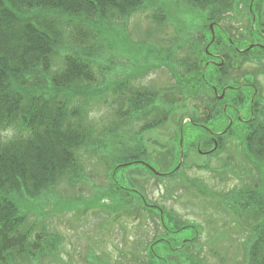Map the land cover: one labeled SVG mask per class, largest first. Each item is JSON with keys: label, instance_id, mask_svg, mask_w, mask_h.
<instances>
[{"label": "trees", "instance_id": "obj_1", "mask_svg": "<svg viewBox=\"0 0 264 264\" xmlns=\"http://www.w3.org/2000/svg\"><path fill=\"white\" fill-rule=\"evenodd\" d=\"M170 1H174L175 8H170ZM243 1L247 2L0 0V264H43L49 259H60L64 239L59 232L51 230L45 223L49 207L54 208L56 205L48 196L58 185L64 183L74 187L85 179L82 176L83 155L97 158L100 163L105 164L110 183V186L106 187L108 191L125 190L110 172L111 169L116 171L120 167L137 164L136 161L148 162L153 159L149 147L142 141L137 140V144L131 146L128 140L124 139L125 132H120L121 124L117 122L120 119H124L121 120L122 124H128L129 121L141 123L154 117L156 126L161 128L171 121L172 116L175 119L178 117L180 122L176 119L175 129L172 128L171 133L174 136L179 134L173 138V145L166 152L171 158H177L181 136L184 137L188 129H193L194 124L204 122L208 118L212 120L229 116L230 107L224 110L219 106H207L204 113L208 116L202 120L201 115L185 114L183 110L186 106L172 104L173 100L170 103L162 102L164 98L159 91L134 86L131 79L136 78L138 73L129 72L120 81L109 79L108 76L111 77L114 59L128 61L130 55H137V52L144 48L143 44L149 41L151 46L147 49L148 54L143 59L144 64L140 71H144L148 66L147 59L154 58L153 65L163 66L170 72L177 85V94L183 95L184 98L191 95L198 97L199 92L195 90L198 84L197 89L200 85L209 90L213 100L219 101L220 98L214 97L213 92L221 86V78L218 75L221 72L224 75L231 73L239 75L241 81L247 80L251 75L242 70L246 69L248 64L261 66L258 72L264 76V45H254L252 49L241 53L238 50L247 47L254 42V38H259V35L264 33V9L259 13L254 10L255 7L261 6L260 2L251 3L253 10L248 12L250 26L247 31L250 34L248 38L244 35L240 44L235 43L232 31H226L224 28L220 30L223 35L218 46L222 44L220 58L225 61L224 66L218 67L215 63H208L207 59H213L210 50L205 51L197 43L206 44L205 33L209 32V25L215 21L220 24V21L232 15ZM147 8L154 9V21L160 26L173 22V19H169L177 13L181 20L173 22L176 26V36L164 39L159 35L156 38L154 32L152 35L150 32L149 37L147 35V39H141L142 42L139 43L132 41L127 33L129 38L122 37L120 30L125 26L124 22ZM163 11L166 14H163ZM254 17H257V23L261 24L258 30L251 23ZM230 20L233 21L232 18ZM119 41L123 46L115 49L114 46ZM212 44L211 47L217 46V43ZM180 53L184 55L178 57ZM105 57L106 62L100 63L99 60ZM237 57L240 60H235ZM97 71L107 75L106 79L100 80ZM197 73L199 76H196ZM235 80L237 81V78ZM235 80H229L231 85L228 86L236 85ZM109 92L113 94L112 98ZM226 96L221 100L223 106L226 104ZM100 99L105 106L115 107L117 117L119 116L118 120L110 121L109 124L107 122L103 128H99L96 121L90 118L91 106L96 101L100 102ZM185 115H191L188 125L183 122ZM148 124L144 127H150ZM247 124L248 127L241 133L229 129L223 135L215 134L219 147L210 156L221 161L224 145L237 143L248 166L251 167H244L245 171L242 170L245 175H252L249 182L251 185L242 190L236 188L219 195L212 190L210 192L214 195V201L218 202L215 206L225 215L236 220L234 222L239 226H243L244 221L242 229L249 232L247 264H264V104L256 107ZM99 133H102L101 137L104 138L97 140ZM213 143L211 140L204 141L203 147ZM167 147L163 146L165 149ZM128 163L130 164L123 166ZM191 164L185 169L176 167L173 170L163 166L162 173L171 170L170 174L163 177L171 180L184 179L187 177L184 172L191 170ZM199 165L201 167L197 168L198 170H210L209 166ZM146 170L147 175L153 174L151 176L156 177L148 168ZM138 174L141 176L142 173L138 170L132 172L133 177ZM185 180L193 184V178ZM134 183L136 184L135 180ZM94 189L98 195L111 197L103 194L105 191H101L102 188ZM127 191L125 195H120L122 203L125 202L123 206H127L126 209L129 210L133 209L132 206L140 207V211L146 214L148 225L155 230L154 237L159 239L169 233V229L176 231L173 233L177 236L179 227L171 213H166L161 207H147L146 203L150 202L144 195L139 196V201L135 202L130 199V193ZM106 200L103 210L107 213L118 212V209L124 208L119 206L121 204L112 206L113 203ZM132 202L137 204H130ZM67 208L73 210L75 206ZM154 237L152 236L151 240ZM170 241L175 247L178 238L174 236ZM146 248L144 257L146 254L148 264H158L155 251H147ZM175 251V254L180 252ZM192 258L194 260L195 256ZM144 259L136 260L135 264L146 263ZM174 259L172 264H176ZM90 262L113 264L107 263L96 254L92 255Z\"/></svg>", "mask_w": 264, "mask_h": 264}, {"label": "rangeland", "instance_id": "obj_2", "mask_svg": "<svg viewBox=\"0 0 264 264\" xmlns=\"http://www.w3.org/2000/svg\"><path fill=\"white\" fill-rule=\"evenodd\" d=\"M255 1L260 2L261 6L254 8L255 13H259L260 10L264 9V0H247L248 3L243 1L240 7L236 8L237 11L234 10L233 13H231L232 15L226 16V19L224 18L225 20H221L220 24L215 21L209 25V32L205 33V40L207 43L197 42L205 51L208 52L210 50L209 52L213 56V59H207L208 63L215 62V66L218 67L224 66L225 64V61L220 58L222 57L220 53L222 44L220 43L218 46L219 40H222L221 36L223 35L220 33L221 29L224 28L226 31H232L234 39L236 40L235 43L237 44L241 43L244 35L248 38L250 34L247 32L250 26L248 12L253 10L251 3ZM169 6L170 8H175L174 1H170ZM153 12L154 9L147 8L146 11L134 15L127 22H124L125 26H122V31L120 30L123 35L122 37L129 38L130 36L132 41L139 43L142 42L143 39H147V35L150 32L151 35L152 32H154L156 38L159 35L164 37V39L176 36V26L173 22H177L179 19L181 20V17L175 13L171 16V19H169H173V22L165 26H160V24L158 25L154 21ZM234 12L236 15H234ZM163 14H166V12L163 11ZM230 18L233 19L232 22ZM251 23L257 30L259 25L261 26V24L257 23V17H254ZM193 28H196V26H193ZM202 28L203 27H201V29ZM126 33L129 34V36ZM198 33L200 34V31H198ZM201 33H203L202 30ZM262 34L261 36L259 35V38H254V42L247 45V47L238 48V50H240L239 52L250 50L257 44L264 45V33ZM223 39L226 40V38ZM192 43H194V40ZM215 43H217V46H210ZM143 45L144 48L140 49L137 55H130L128 61L114 59V61H112L113 69H111V77L108 76V78L120 81L125 78L129 72L138 73L136 78L131 79V83L134 86L159 91L162 98H164L162 102L170 103L173 100L172 104L176 103L177 106H186V109L183 110L185 114L193 113L199 116L201 115L200 117L202 120L206 119L208 116L204 113L206 112L205 109L208 108L207 106H219L227 110L226 105L228 102L238 105L234 106L233 110L228 108L230 111H228V117H217L212 118V120L208 118V120L204 122L201 121L196 125L194 124L195 127L193 129H188L185 132V136H181L180 150L182 153L176 148L179 152L177 153V158H171L170 154L166 152L169 150V147L173 145V138L177 137L179 134L177 133L174 136V134L171 133L172 128L175 129L174 123L178 117L175 119L172 116L171 121L161 128L156 126L154 117H151V121L147 120L141 123L129 121L128 124H122L121 120L124 119L117 121L121 124L119 125V130L122 133L125 132L124 139L128 140L129 145L135 146L137 140L142 141L144 145L149 147L153 159H149L148 162L144 160L136 161L137 164L134 165L128 163L126 165L130 164V166L120 167L116 171H112L111 169L110 172L114 174L119 185L126 191L128 190L127 192L130 193V199H134L135 202H138L139 196L144 195L150 202H147V205L145 204L147 207H161L165 209L166 213H171L174 217V222H176L177 227H179V233H177L176 236L173 233L176 231L169 229V233L166 235L164 234L159 237V239L157 236L154 237L155 230L148 225L146 214L141 212L140 207L137 206H132L133 209L131 210H129V208L126 209L127 206H123L125 202L122 203L120 199V195H125L126 191L121 189L108 191L106 187H109L110 183L108 179V170L105 164L100 163L97 158H90V156L86 154L82 156L84 164V175L82 176L85 179L74 187L71 186V184L66 186L64 183L63 185H58L55 191H52L48 196L49 199L56 202V205L54 208L49 207L45 223L51 230L61 234L64 239V244L60 251V259H49L43 264H93L90 262V258L93 254L102 257L107 263L135 264L136 260L140 259L142 261V259L146 258L144 259L146 263L143 264H148V257H146V254L144 257V250L147 244V251H155L154 254L159 261L158 264L161 262L163 264H172L171 261L174 259L173 257H175L174 262L176 264H247V241L249 232H244L245 229H242L244 221H242L243 226H239L234 222L236 220H232V217L225 215L220 208H217L215 204L218 202L214 201V195L210 190L219 195L236 188L237 190H242L249 187L251 185L249 182L252 175H245L243 171H245L244 167H248L246 169H251V167L248 166V163L244 159V154L237 143H228L224 145L221 153L222 158H220L221 161L210 155L215 146V143H213L216 139L215 134L223 135V133H226L229 129L241 133L248 127L247 123L253 117L256 107L264 104V76L258 72L261 66H257L254 63L248 64L246 69L242 70L251 75L247 80L243 79L241 81L239 75L231 73L224 75L221 72V74L218 75L221 78V86L218 88L219 90L217 93L213 92L214 97L219 98L223 96L222 92L225 91L227 95L226 104L223 106V101L218 99L221 101L219 102L217 99L213 100L211 98L212 96L209 90H206L200 85L199 89H197L198 84L195 86V90L199 92L198 97L195 98L194 95H191V97L184 98L183 95H178L176 82L170 72L163 66L158 67L153 65L154 58L152 57L147 59L148 66L144 68L145 70L140 71L144 64L143 59L148 54L147 49L150 48L151 42H146ZM122 46L123 43L119 41L114 48L120 49ZM183 55V53H180L178 57ZM237 59L240 60L238 57L235 60ZM99 62H106V57L100 59ZM206 65L208 64L206 63ZM97 74L100 80L106 79L107 77V75H102L99 71H97ZM190 75L191 74L188 76L190 77ZM196 76H199V74L197 73ZM224 76H226L225 79ZM235 78H237V81ZM231 79L236 81V85H233L234 87L231 86L236 90L227 91L226 86L231 85V82H229ZM249 83L257 86L256 90H258L254 102L252 103L250 101L252 98V90L249 88ZM242 85H246L249 89L243 88ZM242 89L243 92H241ZM203 93H205V95H203ZM241 93H243L245 99L247 98L244 104L242 102V104L238 103L235 100V95L239 97ZM109 95L110 98L113 97V94L110 92ZM90 110V118L96 121L99 128H103V125L107 122V124H109L110 121L118 120L119 118V116L117 117L116 108L105 106L101 103V99L100 102L96 101L93 106H91ZM190 117L191 115H185L183 119L185 125L189 124ZM177 122L180 121L178 120ZM146 124L150 125V127H144ZM101 134L102 133L96 134L97 140L104 138V136L101 137ZM3 135H5V133ZM122 135L123 134H121V136ZM184 140L185 144L181 143ZM210 140L213 144H209L208 147L204 148L203 142ZM165 145L168 146L166 149L163 148ZM158 159L161 160L158 161ZM191 163L209 166L211 171H201L191 168V170H185L184 172L187 177L180 180L179 178L171 180V178H166L161 175H156V177L151 176L153 174L147 175L146 166H150L155 172L162 173L164 170L163 166L171 167V170L176 167L178 169H185ZM229 167H231V169ZM135 170L142 173L141 176L138 174L133 177L132 172ZM170 171L163 173H170ZM187 178H193V184L186 181L185 179ZM94 187H99V189L102 188L101 191H105L103 194L111 197L98 195L99 193H97ZM188 190L192 191L190 192ZM106 191H108L107 194ZM195 193L197 195H195ZM105 200L109 201L111 204L113 203L112 206L121 204L119 206L124 208L118 209V212L107 213L103 210V203ZM135 202L130 204H137ZM69 206H75V209L73 208V210H71V208H67ZM160 214L162 215L163 213L160 212ZM170 233L172 235H169ZM152 236L154 238L151 240ZM174 236L178 238L175 247L170 241V238H174ZM160 242H163L162 245L159 244ZM175 250L180 252L175 254ZM194 256L195 259L193 260L192 257Z\"/></svg>", "mask_w": 264, "mask_h": 264}, {"label": "flooded vegetation", "instance_id": "obj_3", "mask_svg": "<svg viewBox=\"0 0 264 264\" xmlns=\"http://www.w3.org/2000/svg\"><path fill=\"white\" fill-rule=\"evenodd\" d=\"M213 63H215V62H213ZM249 84H250V83H249ZM229 87H230V86H227V88H229ZM238 87H239V86H238ZM238 87H236V88H238ZM242 87H243V88H248V87H246V85H245V86L242 85ZM256 87H257V86H255L254 84H250V87H249V88H250V90H252V98L250 99L251 103L254 102V99H255V97H256V95H257V93H258V90H256V89H257ZM249 88H248V89H249ZM230 89H231V90H233V89L236 90V89L233 88V87H230ZM227 91H229V90L227 89ZM236 92H238V91H236ZM240 95H241V96H240ZM240 95H239V97H237V96L235 95V100H236V102H238V103H241V102H242V103L244 104L245 100L247 101V98H246V99L244 98L243 93H241ZM225 96H226V95H225ZM241 97H242V101H241ZM243 98H244V100H243ZM239 99H240V100H239ZM242 103H241V104H242ZM241 104H240V105H241ZM237 105H238V104H234V103L228 102L227 105H226V107H230V109L233 110V109H234V106H237ZM240 105H239V106H240ZM243 121H244V120H243ZM244 122H245V121H244Z\"/></svg>", "mask_w": 264, "mask_h": 264}, {"label": "water", "instance_id": "obj_4", "mask_svg": "<svg viewBox=\"0 0 264 264\" xmlns=\"http://www.w3.org/2000/svg\"><path fill=\"white\" fill-rule=\"evenodd\" d=\"M213 27V26H212ZM225 92V91H224ZM220 98H223V96L222 97H220ZM152 169V168H151ZM153 170V169H152ZM153 172H155L154 170H153ZM155 173H157V174H160V173H158V172H155Z\"/></svg>", "mask_w": 264, "mask_h": 264}]
</instances>
